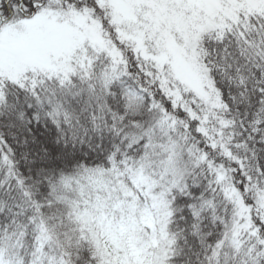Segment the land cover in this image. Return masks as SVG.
Returning <instances> with one entry per match:
<instances>
[{"label":"snow or ice","instance_id":"1","mask_svg":"<svg viewBox=\"0 0 264 264\" xmlns=\"http://www.w3.org/2000/svg\"><path fill=\"white\" fill-rule=\"evenodd\" d=\"M0 264H264V0H0Z\"/></svg>","mask_w":264,"mask_h":264}]
</instances>
